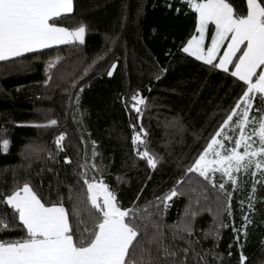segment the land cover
Here are the masks:
<instances>
[{
	"label": "trees",
	"instance_id": "1",
	"mask_svg": "<svg viewBox=\"0 0 264 264\" xmlns=\"http://www.w3.org/2000/svg\"><path fill=\"white\" fill-rule=\"evenodd\" d=\"M244 3L236 0L237 10H244ZM198 22V14L181 0H74V11L58 26H85L83 44L0 62V141H10L7 153L0 152V192L7 194L28 181L42 201L63 198L70 209V194L85 201L79 173L84 170L81 165L93 163L95 147L99 171H89L98 180L102 176L122 207L152 205L148 211L163 225V244L177 252L166 258L167 264H241V253L246 257L243 264H264V184H256L255 211L248 208L253 180L261 179V171L239 172L236 191L231 182L225 184L232 192L231 216L226 195L198 173L185 175L245 90L229 73L182 51L198 34ZM57 57L60 62L49 70V61ZM137 92L147 101L140 118L131 109ZM255 96L250 121L264 113L259 94ZM239 119L233 117L230 127ZM51 120L57 124L37 126ZM131 125L137 132L141 125L146 131L147 149L161 161L155 170L137 155L144 146L133 144ZM254 127L249 123L244 132L257 139ZM239 132L237 128L228 134ZM61 133L66 134L63 150L56 144ZM225 143L229 148L230 142ZM66 158L71 163H65ZM224 179L215 174L217 184ZM180 180L183 183L176 187ZM174 187L180 194L167 202V209L163 203L157 205V198ZM2 210L11 219L12 210ZM245 214L252 221L246 236L233 230L241 228ZM185 226L190 231L183 230ZM3 235L18 238L24 232L17 226ZM152 254L157 255L155 245Z\"/></svg>",
	"mask_w": 264,
	"mask_h": 264
},
{
	"label": "snow or ice",
	"instance_id": "2",
	"mask_svg": "<svg viewBox=\"0 0 264 264\" xmlns=\"http://www.w3.org/2000/svg\"><path fill=\"white\" fill-rule=\"evenodd\" d=\"M181 2L197 13L199 19L198 35L193 36L182 51L214 69L229 73L245 86L231 113L194 160L193 165L186 169L185 175L198 173L212 188L226 195L228 214L231 216L232 192L225 190V184L231 182L232 190L236 191L238 177L234 173L243 170L247 174L252 168L260 170L261 179L253 180L248 203L249 211H255L256 184H264V113L259 118L253 117L251 121L249 113L253 109L255 94H259V99L264 104V0H245L242 11L235 7L236 0ZM72 11L73 0H0V61L53 46L74 42L83 44L85 26H78L74 30L58 26L61 18ZM210 24L214 25L215 34L209 36L210 46L205 48ZM225 41H228L226 47ZM222 47L225 50L221 54ZM60 59L57 57L49 61V70ZM115 67L113 64L112 69L115 70ZM162 71L166 72L167 69ZM108 75L111 76L112 71ZM51 78L49 75L48 80ZM141 106L146 108L147 101L137 92L131 97V109L137 113L138 118L143 116ZM256 111L259 112L260 109ZM236 116L240 119L230 127V122ZM249 123L256 125L253 134L257 139L245 134L244 128ZM56 124V120H51L48 125L37 126ZM131 127L134 131L133 144L144 146L142 151L137 149V155L155 170L161 161L158 156L148 151L146 131L142 125L139 132L135 131L136 125ZM237 128L240 129L239 136L233 142V137L228 132H235ZM65 138L66 134L61 133L56 139L61 150ZM224 140H228L232 146L226 148ZM257 143L258 147L254 148L253 145ZM9 145L8 139L0 141V152L7 153ZM93 145L95 146V141ZM241 147L243 152L240 151ZM97 155L94 147L93 163L81 165L84 170L79 173V177L87 195L85 201L81 202L70 194L69 200L73 201L70 209L64 206L63 198L56 203L42 201L28 181L22 185L16 184L7 194L0 192V197H3L0 199V264H167V257L177 255L176 251L163 244V225L152 218L148 211L151 204L143 208H136L135 205L123 208L116 193L103 182L102 176L98 180L89 171H99L95 163ZM258 157L261 159H257ZM65 163H71V160L66 158ZM216 173L226 179L217 184ZM252 175L255 177L256 172L253 171ZM181 183L183 180L177 181L176 187ZM176 187L162 198H157V205L163 203L167 209V202L180 194ZM240 204L243 207L244 202L241 201ZM4 206L12 210L11 219L2 210ZM242 219L244 223L241 228L233 230L246 236L247 227L252 221L247 214ZM17 226L23 230V236L9 238L3 235L16 230ZM183 230L190 231L187 226ZM239 234L236 236L237 241L240 240ZM142 241L147 243V248ZM153 245L156 256L152 254ZM137 248H140L139 256ZM182 251L187 252L186 249ZM245 260L246 257L241 253V264ZM172 264H184V261L174 260Z\"/></svg>",
	"mask_w": 264,
	"mask_h": 264
},
{
	"label": "rangeland",
	"instance_id": "3",
	"mask_svg": "<svg viewBox=\"0 0 264 264\" xmlns=\"http://www.w3.org/2000/svg\"><path fill=\"white\" fill-rule=\"evenodd\" d=\"M210 25H211V24H210ZM210 25H209V28H208V32L206 33L205 45H204L205 48H207L206 46H207L208 44H210L209 36L215 34V33H214V30H215L214 27L211 29V28H210ZM198 27H199V25H198ZM197 35H198V34H197ZM245 134H246V133H245ZM228 135H229V136H232V135H230V134H228ZM246 135H248V134H246ZM238 136H239V134L236 135V136H234V137L232 136V137H233V142H234V140H235L236 138H238ZM224 141H225V142H229L228 140H227V141L224 140ZM225 146H226V143H225ZM231 146H232V144L229 143V144H228V147H231ZM253 147L255 148L254 145H253ZM240 151L243 152V147L240 148ZM258 158H259V157H258ZM258 158H257V159H258ZM234 175L237 176L238 173H234Z\"/></svg>",
	"mask_w": 264,
	"mask_h": 264
},
{
	"label": "crops",
	"instance_id": "4",
	"mask_svg": "<svg viewBox=\"0 0 264 264\" xmlns=\"http://www.w3.org/2000/svg\"><path fill=\"white\" fill-rule=\"evenodd\" d=\"M73 11H74V0H73ZM72 11V12H73ZM69 14H71V13H69ZM67 15V14H66ZM51 22V21H50ZM198 25H199V22H198ZM214 27V25H212V28ZM211 28V29H212ZM214 33H215V30H214ZM84 40H85V38H84ZM74 43H79V42H74ZM73 43V44H74ZM228 43V42H227ZM67 45H70V44H67ZM227 45V44H226ZM59 46H64V45H58V46H53V47H51V48H54V47H59ZM210 46V44H208L206 47H209ZM48 49H50V48H48ZM43 50H45V49H43ZM40 51H42V50H40ZM35 53V52H34ZM27 54H30V53H27ZM27 54H25V55H27ZM18 58V57H17ZM13 59H15V58H13ZM11 60V59H10ZM8 61V60H7ZM0 62H3V61H0ZM231 68V67H230ZM220 70V69H219ZM222 71V70H221ZM224 72V71H223Z\"/></svg>",
	"mask_w": 264,
	"mask_h": 264
}]
</instances>
